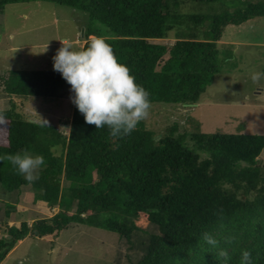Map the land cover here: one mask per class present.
Returning a JSON list of instances; mask_svg holds the SVG:
<instances>
[{
	"label": "trees",
	"instance_id": "16d2710c",
	"mask_svg": "<svg viewBox=\"0 0 264 264\" xmlns=\"http://www.w3.org/2000/svg\"><path fill=\"white\" fill-rule=\"evenodd\" d=\"M17 1L30 0H0V13ZM46 1L85 11L89 25L81 50L90 35L104 39L150 94L151 104L194 105L221 62L231 58V53L220 57L217 47L224 26L264 13V0ZM187 1L226 5L186 14L180 6ZM169 19L177 27L184 19H208L211 36L187 37L177 29L171 43L156 40L167 36ZM65 82L54 67L10 69L2 76L9 94L62 96ZM0 113L8 120L0 157L27 149L45 160L34 183L0 160V184L17 192L29 184L33 200L57 207L49 216L10 224L0 235V260L26 235L57 236L75 221L136 242L140 253L129 264H224L216 255L220 250L228 252L227 264H240L244 250L252 264H264V162L258 158L264 134L203 131L197 121L192 129L169 124L156 132L142 120L130 135L112 137L107 126L87 124L74 104L65 134L55 123L26 116L14 103ZM141 214L156 229L143 230L138 238L135 220ZM205 233L218 241L216 247L202 239Z\"/></svg>",
	"mask_w": 264,
	"mask_h": 264
},
{
	"label": "rangeland",
	"instance_id": "374dc122",
	"mask_svg": "<svg viewBox=\"0 0 264 264\" xmlns=\"http://www.w3.org/2000/svg\"><path fill=\"white\" fill-rule=\"evenodd\" d=\"M225 5L218 1H187L180 11L214 12ZM186 21L177 27L178 22L174 25L175 21L169 19L167 36L156 40L171 43L177 29L187 37L210 38L208 19ZM88 25L87 13L69 5L46 0L6 3L0 13V108L14 103L26 116L55 123L67 134L73 106V93L67 81L61 88L65 94L62 96L20 95L3 89L2 76L10 69L53 68L52 58L62 42L71 44L74 51L81 50L83 31ZM217 47L220 57L231 53V58L221 62L220 70L198 101L194 105L153 102L144 119L148 128L157 132L166 125L177 124L181 129H192L197 121L203 131L264 134V78L258 83L251 79L253 73H264V13L226 24ZM7 129L8 120L7 126L0 129V143H7ZM258 158L264 162V149ZM56 210L42 200H33L29 184L21 185L18 192L0 184V235L6 233L10 224L31 222ZM135 224L139 229L134 236L138 238L143 236V230L156 229L144 214ZM139 253L136 242L132 245L114 231L73 221L57 236L26 235L0 264H129Z\"/></svg>",
	"mask_w": 264,
	"mask_h": 264
},
{
	"label": "clouds",
	"instance_id": "9594fccd",
	"mask_svg": "<svg viewBox=\"0 0 264 264\" xmlns=\"http://www.w3.org/2000/svg\"><path fill=\"white\" fill-rule=\"evenodd\" d=\"M88 40V46L79 51L62 42L52 58L54 70L71 85L74 95L70 99L87 124L95 125L97 129L107 126L112 137L128 136L140 121L148 117L150 94L135 82L128 67L118 62L112 47L104 39L91 36ZM261 78L264 73L251 76L253 83H258ZM6 126V117L0 113V129ZM0 160L9 161L28 183L39 179L40 169L45 164L42 156H33L27 149L14 155L7 154ZM202 239L212 247L218 245L208 233ZM227 242L231 243L232 238ZM216 255L227 264L229 255L226 250H220ZM240 264H252L249 251H242Z\"/></svg>",
	"mask_w": 264,
	"mask_h": 264
},
{
	"label": "crops",
	"instance_id": "0c3cea01",
	"mask_svg": "<svg viewBox=\"0 0 264 264\" xmlns=\"http://www.w3.org/2000/svg\"><path fill=\"white\" fill-rule=\"evenodd\" d=\"M84 42V41H83ZM83 42H82V44H83ZM54 207H56V206H54ZM20 240V239H19Z\"/></svg>",
	"mask_w": 264,
	"mask_h": 264
}]
</instances>
